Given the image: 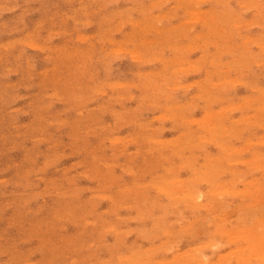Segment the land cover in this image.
<instances>
[{"label":"rangeland","instance_id":"374dc122","mask_svg":"<svg viewBox=\"0 0 264 264\" xmlns=\"http://www.w3.org/2000/svg\"><path fill=\"white\" fill-rule=\"evenodd\" d=\"M263 107L264 0H0V264H264Z\"/></svg>","mask_w":264,"mask_h":264},{"label":"bare ground","instance_id":"6f19581e","mask_svg":"<svg viewBox=\"0 0 264 264\" xmlns=\"http://www.w3.org/2000/svg\"><path fill=\"white\" fill-rule=\"evenodd\" d=\"M20 1H21V0H20ZM159 1H160V0H159ZM190 1H191V0H190ZM218 1H220V0H217V2H218ZM23 3H24V2H23ZM241 3L246 4L245 2H241ZM181 4H182V3H181ZM181 4H180V3H177V4H176V7H177V5H180V6H181ZM229 4H230V3H229ZM247 4H248V3H247ZM213 11H214V10H213ZM213 11H212V14H214ZM248 11H249V9H248ZM189 12H190L191 15L193 14V12L190 11V10H189V11L187 10L186 13H189ZM206 12H207V11H206ZM190 14H188V15H190ZM198 16H199V15L197 14V18H198ZM213 16H214V15H213ZM213 16H211L212 19H213ZM220 16H221V15H220ZM199 17H201V16H199ZM225 17H226V16H225ZM190 18H191V17H190ZM192 18L195 19V20L197 19V18H195V16L193 17V15H192ZM192 18H191V19H192ZM202 18L204 19V17H201V19H202ZM209 18H210V17H209ZM198 19H199V18H198ZM201 19H200V20H201ZM203 19H202V20H203ZM210 19H211V18H210ZM224 19H225V18H224ZM227 19H228V18H227ZM185 20H188V18L185 19ZM185 20H183L182 22H187V21H185ZM216 21H217V20H216ZM203 22H204V21H203ZM205 22H206V21H205ZM207 22H208V21H207ZM211 22H213V21H211ZM214 22H215V21H214ZM225 22H226V21H225ZM185 24H186V23H185ZM219 24H220V23H219ZM249 24H250V23H249ZM147 26H149V25H148V24L145 25V27H147ZM172 27H173V26H172ZM172 27H171V28H172ZM149 28H151V30H152V29H153V28H152V25H151V27L149 26ZM224 28H225V27H224ZM169 30H170V29H169ZM59 31H60V30H59ZM215 31H216V30H214L213 32L215 33ZM60 32H61V31H60ZM186 32H187V31H186ZM188 32H189V31H188ZM209 33H210V32H209ZM195 34H196V33H195ZM196 35H197V34H196ZM196 35H195V36H196ZM203 35H204V34H203ZM203 35L200 33V36H198V37L201 38V36H203ZM198 37H197V38H198ZM254 37H255V36H254ZM254 37H253V38H254ZM191 38H192V37H191ZM191 38H190V40H191ZM255 38H256V37H255ZM258 39H259V38H258ZM22 40H23V39H22ZM208 40H209V39H208ZM20 41H21V40H20ZM31 41H32V40H31ZM192 41H193V40H192ZM32 42H33V41H32ZM24 43H25V42H24ZM195 43H196V42H195ZM197 43H198V42H197ZM212 44H215V43H212ZM19 45H20V44H19ZM15 46H16V45H15ZM215 46H216V45H215ZM222 47H223V46H222ZM6 48H9V47H6ZM121 48H123V47H121ZM216 48H217V47H216ZM229 49H230V48H229ZM122 50H123V49H122ZM124 50H126V48H125ZM230 50H231V49H230ZM230 50H228V51H230ZM228 51H227V52H228ZM142 55H144V54H142ZM142 55H141L140 57H143V58H144V56H142ZM143 58H142V59H143ZM145 58H146V57H145ZM142 59H140V60H142ZM146 59H147V58H146ZM201 59H202V57H201ZM202 60H204V59H202ZM144 61H145V60H144ZM180 61L183 62V60H180ZM213 61H216V60L214 59ZM189 63H191V62H189ZM198 63H199V61H198ZM198 63H197V67H198V66L200 67L201 65L203 66V64L198 65ZM213 63H217V65H221V63L219 62L220 64H218L217 61H216V62H213ZM190 65H191V64H190ZM192 66H193V65H192ZM204 66H205V65H204ZM193 67H194V66H193ZM195 67H196V66H195ZM196 70H198V69H196ZM195 72H197V71H195ZM144 75H145V74H144ZM149 75H150V74H149ZM206 75H207V74H206ZM209 75H210V74H209ZM207 76H208V75H207ZM207 76H205V77H206L205 79H208ZM153 77H154V76H153ZM153 79H154V78H153ZM204 81H205V80H204ZM205 82H206V81H205ZM161 83H162V82H161ZM204 84H205V83H204ZM115 85H117V84L115 83ZM204 93H205V92H203V95H204ZM206 93H207V91H206ZM208 93H209V92H208ZM208 95H209V94H208ZM208 95H207V97H208ZM209 96H210V95H209ZM118 97L120 98L121 96H118ZM199 97H202V96L199 95ZM205 98H206V97H205ZM208 99H210V98H207V100H208ZM207 100H206V101H207ZM208 101H211V99L208 100ZM258 105H259V104H258ZM258 105H257V106H258ZM207 109H208V108H207ZM207 109H206V110H207ZM263 109H264V107H263ZM208 110H209V111H210V110L212 111V109H208ZM212 112L214 113L215 111H212ZM203 113H205V111H203ZM261 113H262V112H261ZM210 114H212V113H210ZM172 115H173V114H172ZM217 115H218V114H217ZM174 116H175V115H173L172 117H174ZM210 116L212 117V115H210ZM213 116H216V115H213ZM263 116H264V115H263ZM169 117H170V116H169ZM169 117H168V118H169ZM216 117H217V116H216ZM218 117L221 118V114H220ZM189 118H190V117H189ZM189 118H188V119H189ZM195 118H196V117H195ZM198 118H199V117H198ZM200 118H202V117L200 116ZM205 118H206V117H205ZM205 118H204V119H205ZM207 118H208V117H207ZM213 118H215V117H213ZM213 118H211V119H213ZM219 118H218V119H219ZM260 118H262V116H261ZM172 119H173V118H172ZM202 119H203V118H202ZM263 119H264V118H263ZM191 120H192V119H191ZM206 120H208V119H206ZM215 120H216V119H215ZM219 120H220V119H219ZM193 121H194V118H193ZM200 121H202V120H200ZM200 121L198 122V125H199ZM213 121H214V120H212L211 122H213ZM234 121H235V120H234ZM257 121H258V120H257ZM257 121H256L257 124H259V122H260L259 125L262 124V120L259 121V122H257ZM194 122H195V121H194ZM204 122H205V121H204ZM211 122L209 123V121H208V124L211 125V124H212ZM214 122H215V121H214ZM263 122H264V121H263ZM191 123H192V122H191ZM206 123H207V122H205V124H206ZM217 123L219 124L220 122H217ZM217 123H216V125H217ZM202 124L205 125L204 123H202ZM202 124L200 123L201 128H203V127H202ZM187 125H188V123H187ZM263 125H264V123H263ZM263 125H261V126H263ZM187 127L189 128V125H188ZM193 127H194V126H193ZM195 127H197V126H195ZM206 127H207V125H206ZM211 128H212V127H211ZM184 129H186V128H184ZM204 129H205V128H204ZM212 129H213V128H212ZM189 130H190V129H189ZM206 130H209V129H206ZM186 131H187V130H186ZM210 131H211V132H209V133H212V134H211V138H212V135H213V133H214V132H213L214 130H211V129H210ZM206 132H207V131H206ZM215 132H216V133H214V134H217V131H216V130H215ZM238 132H239V129H238ZM191 133H192V131H191ZM204 133H205V132H204ZM239 133H240V132H239ZM187 134L189 135V132H188ZM195 134H196V133H195ZM195 134L193 133L192 135H195ZM198 134H199V133H198ZM198 134H196V135H198ZM236 134H237V133H236ZM192 135H191V136H192ZM263 135H264V134H263ZM157 136H158V135H157ZM157 136H156V138H157ZM200 136L202 137V133H201V135H199V136H197V137H200ZM215 136H216V135H215ZM217 136H218V135H217ZM256 136H257V135H256ZM258 136H259V135H258ZM258 136H257V137H258ZM203 137H204V136H203ZM260 137H261V135H260ZM216 138H217V137H216ZM216 138H215V139H216ZM157 139H158V138H157ZM259 139H260V138H259ZM261 139H263V138L261 137ZM153 140H154V139H153ZM175 140H176V139H175ZM178 140H179V139H178ZM151 141H152V140H151ZM156 141H157V140H156ZM161 141L164 142L163 140L160 139V142H161ZM179 141H180L182 144L184 143V141H181V140H179ZM213 141H214V137H213ZM246 141H248V140H246ZM154 142H155V141H154ZM167 142H170V141H166V145H167ZM157 143H158V141H157ZM170 143H171V142H170ZM172 143H173V145H174L175 141H172ZM245 143H246V142H245ZM164 144H165V143H164ZM164 144H163L162 146H164ZM168 144H169V143H168ZM182 144H181V146H182ZM217 144H218V143H217ZM217 144H216V146H217ZM219 144H220V142H219ZM223 144H224V143H223ZM246 144H247V143H246ZM246 144H243V145H244V147H243L244 149H245L246 147H248ZM179 145H180V144H179ZM157 146H158V145H157ZM159 146H161V145H159ZM159 146H158V147H159ZM162 146H161V147H162ZM177 146H178V145H177ZM223 146H224V145H223ZM245 146H246V147H245ZM146 147H147V146H146ZM161 147H160V148H161ZM166 147H167V146H166ZM166 147H165V148H166ZM218 147H219V145H218ZM225 147H226V146H225ZM165 148H164V149H165ZM180 148H181V147H180ZM144 149H145V148H144ZM177 149H178V148H177ZM219 149H221V148H219ZM222 149H223V150H222ZM222 149H221V150H222L221 152H223L225 148H222ZM248 149H249V148H246L245 150H248ZM175 150H176V149H175ZM175 150H174V151H175ZM183 150H184V147H183ZM250 153H251V152H250ZM253 153H254V151L252 150V153H251V154H253ZM178 154H179V153H178ZM177 156H178V155H177ZM185 156H186V155H185ZM208 156H209V157L206 156V158H208V160L206 159L205 161H209V160H211V161H212V164H211L212 166L214 165V163H213L214 160H216L215 164L219 162V161H217V159H213V160H212V159H209L210 156H211V154H208ZM179 157H181V156H179ZM253 157H254V156H253ZM181 158H182V157H181ZM254 158H255V157H254ZM219 159L222 160V159H223V156L220 157ZM219 159H218V160H219ZM184 160H185V159H184ZM223 160H224V159H223ZM187 161H188V160H187ZM255 161H256V160H255ZM255 161H254V163H255ZM169 162H170V161H169ZM169 162H168V163H169ZM190 162H191V161H189V163H190ZM220 162L223 163V161H220ZM191 163H192V162H191ZM202 163H206V162H202ZM209 163H210V162H209ZM209 163H206V164H209ZM221 163H220V164H221ZM257 163H259V162L257 161L256 164H257ZM260 163H261L262 165H264L263 162H260ZM260 163H259V164H260ZM220 164H219V165H220ZM256 164H255V165H256ZM203 165L205 166V164H203ZM211 165H209V166L211 167ZM187 166L189 167V164H188ZM190 166H191V165H190ZM199 166H200V165H199ZM201 166H202V165H201ZM216 166H217V164H216ZM258 166H259V165H257V167H256L257 169L259 168ZM188 167H187V168H188ZM193 167H195V166H193ZM219 167H220V166H219ZM221 167H222V170L220 169V172L225 170V168H224V170H223V166H222V165H221ZM260 167H261V166H260ZM262 168H263V167H262ZM191 169H193V168H191ZM197 169H198V168H197ZM210 169H211V168H210ZM213 169H214V173H215V168H213ZM213 169H212V170H213ZM216 169H219V168L216 167ZM263 169H264V168H263ZM192 171H193V170H191V172H192ZM202 171H203V170H202ZM132 172H133V171H132ZM193 172H194V171H193ZM198 172H200V171H198ZM134 173H135V172H134ZM217 173H218V171L216 170V174H217ZM196 174H198L199 178L201 177V175H199V174H201V172H200V173H197V172H196ZM202 175H203V174H202ZM195 176H196V175H195ZM195 176H193V178H194ZM204 176H205V175H204ZM204 176H202V178H204ZM199 178L196 176V179H195V180H197V179H199ZM205 178H206V177H205ZM205 178H204V180L207 181V179H205ZM172 179H173V178H172ZM182 179H183V178H182ZM188 179H189V178H188ZM188 179H186V181H187ZM191 179H192V178H191ZM191 179H190V180H191ZM200 179H201V178H200ZM200 179H199V180H200ZM168 180H170V179L168 178L167 181H168ZM192 180H194V179H192ZM202 180H203V179H202ZM150 181H151V180H150ZM167 181H166V183H167L168 185H170ZM181 181H182V180H180V182H181ZM184 181H185V179L183 180V183H186V181H185V182H184ZM188 181H189V180H188ZM209 181H211V179H209ZM251 181H252V180H251ZM151 182H152V181H151ZM177 182H178V181H177ZM177 182H176V180H175V183H177ZM212 182H213V181H211V184H213V186H214L216 183L214 184V183H212ZM245 182H246V181H245ZM183 183H182V184H183ZM251 183H252V182H251ZM251 183H250V184H251ZM257 183H258V182H257ZM257 183H256V184H257ZM259 183H260V182H259ZM261 183H262V182H261ZM151 184H154V183H151ZM151 184H149V182H148V185L151 186ZM171 184H172V183H171ZM178 184H179V182H178ZM155 185H156V184H155ZM173 185H174V183H173ZM173 185H172V186H173ZM183 185H185V184H183ZM220 185L222 186L223 184L220 183ZM246 185H249V183H247ZM156 186H157V185H156ZM156 186H155V187H156ZM186 186H187V185H186ZM223 186H224V185H223ZM153 187H154V186H153ZM157 187H158V186H157ZM180 187H181V186H180ZM180 187H179V188H180ZM252 187L254 188V186H252ZM180 189H182V188H180ZM184 189H185V188H184ZM254 189H255V188H254ZM254 189H253V190H254ZM255 190H256V189H255ZM257 190H258V189H257ZM261 190H262V188H261ZM263 190H264V189H263ZM263 190H262V192H263ZM165 191H166V190H165ZM179 191L181 192L182 190H179ZM179 191H178V189H177V192H178V193H179ZM172 192L174 193L175 190H173ZM222 192H223V191H222ZM256 192H257V193L260 192V187H259V191H256ZM173 193H172V194H173ZM181 193H182V192H181ZM181 193H179V194H181ZM183 193H184V194H187L185 191H184ZM167 194H170V195H171V192H170V193L167 192ZM260 194H261V193H260ZM251 195H252V194H251ZM254 195H256V193H254ZM196 198H197V197H196ZM196 198H195V196H194L193 199H196ZM190 199H192V198H190ZM193 199H192V200H193ZM190 202H191V201H190ZM193 203H194V202H193ZM198 203H199V205H201L200 202H198ZM198 203L196 202V204H198ZM202 204H203V203H202ZM199 205H198V206H199ZM257 218H258V217H257ZM257 218H256V219H257ZM260 218H261V216H260ZM256 219H255V220H256ZM260 220H261V219H260ZM260 220H258V221H260ZM256 221H257V220H256ZM256 221H255V223H256L257 225H260L261 222H262V221H261L260 224H259L258 221H257V222H256ZM256 224H254V225H256ZM249 226H250V225H249ZM254 227L256 228L257 226H254ZM258 227H259V226H258ZM260 228L262 229V226H261ZM231 229H232V227H231ZM233 229H234V228H233ZM233 229H232V231H233ZM258 229H259V228H258ZM258 229H257V232H258V233H256V235H255L254 233H252V232H250V233H252V235H253L254 237L257 236L258 234H261L262 232H261V231H258ZM220 230H221V229H220ZM223 230L226 231L227 229H226V230L223 229ZM223 230H221L222 233L224 232ZM228 230H229V229H228ZM234 230H235V229H234ZM259 230H260V229H259ZM229 231H230V230H229ZM251 231H253V230H251ZM235 232H236V231H235ZM259 232H260V233H259ZM225 233H226V232H225ZM228 234H229V233H228ZM262 234H264V233H262ZM230 235H231V234H230ZM246 235H247V234H245V236H246ZM249 235H250V234H249ZM252 235L249 236V239H250V238H252V239L254 238V237H252ZM237 236H238V235H237ZM259 236H263V235H258V237H259ZM258 237H257V238H258ZM242 238H245V239H246V237H242ZM257 238H256V239H257ZM263 238H264V237H263ZM263 238L261 237V239H263ZM233 239H235V238H233ZM245 239H244V240H245ZM256 239H255V240H256ZM258 239H259V238H258ZM261 239H260V241H261ZM236 240H237V239H236ZM246 240H247V239H246ZM250 240H251V239H250ZM253 240H254V239H253ZM263 240H264V239H263ZM238 241H239V240H238ZM260 241L256 240V242H253V244L251 245V248H253V249L255 248L256 250H257V249H260V246L263 245V243L259 245V243H261ZM258 242H259V243H258ZM248 243H249V244H248ZM251 243H252V242H250V241L248 240V242L246 243V245H250ZM254 243H256V244H254ZM244 246H245V245H244ZM235 247H236V246H235ZM235 247H234V248H235ZM237 247H238V246H237ZM240 247H241V246H240ZM246 248H247V250H250V248H248V247H246ZM246 248H245V249H246ZM262 248H263V247H262ZM262 248H261V251H262ZM241 250L243 251L242 248H241ZM256 250H255L254 252H256ZM226 251L228 252V250H226ZM226 251H224V252H226ZM235 251H236V250H235ZM252 251H253V250H252ZM252 251H251V252H252ZM263 251H264V249H263ZM263 251H262V252H263ZM227 252H226V253H227ZM229 252H230V251H229ZM243 252H244V251H243ZM251 252H250V253H251ZM226 253H225V254H226ZM230 253H231V252H230ZM221 254H222V253H221ZM228 254H229V253H228ZM234 254H235V253H234V251H233V254H232V255H234ZM262 254H263V253H262ZM193 255H194V254H193ZM195 255H196V254H195ZM235 255H237V254H235ZM250 255H251V254H250ZM221 256H222V255H221ZM228 256H229V255H228ZM230 256H231V255H230ZM245 256H246V255H245ZM197 257H198V255H197ZM219 257H220V256H219ZM225 257H227V256H225ZM225 257H224V258H225ZM243 257H244V256H243V254H242V257H240V258H243ZM250 257H252V256H250ZM257 257H258V256H257ZM259 257H260V256H259ZM191 258H192V256H191ZM222 258H223V257H222ZM229 258H230V257H228V259H229ZM260 258H261V257H260ZM233 259H235V258H233ZM237 259H238V260H241V259H239V258H237ZM250 259H251V258H250ZM250 259H249V260H250ZM198 260H199V258H198ZM218 260H220V258H219V259L217 258L216 261L218 262ZM223 260H225V259H223ZM223 260H222V263H219V262H218V264H223V263H224ZM249 260H247V261H249ZM200 261H202V260H200ZM220 261H221V260H220ZM229 261H230V260H229ZM236 261H237V260H236ZM243 261H244L243 263H245L246 259L243 260ZM247 261H246V262H247ZM217 262H215V263H217ZM225 262H226V261H225ZM238 262H239V261H238ZM229 263H230V262H229ZM226 264H227V263H226Z\"/></svg>","mask_w":264,"mask_h":264}]
</instances>
